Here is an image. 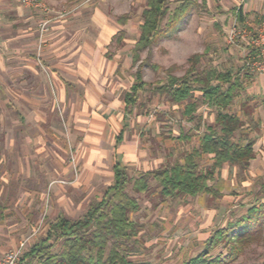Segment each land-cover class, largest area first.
Returning <instances> with one entry per match:
<instances>
[{"label": "rangeland", "instance_id": "374dc122", "mask_svg": "<svg viewBox=\"0 0 264 264\" xmlns=\"http://www.w3.org/2000/svg\"><path fill=\"white\" fill-rule=\"evenodd\" d=\"M42 1L49 7L55 3L59 8L69 9L70 5L85 0H73L70 4L61 2L62 6L57 4L61 0ZM88 2L97 7L100 20H107L106 27L98 23L97 31L105 32L108 37L113 34L110 44L106 46L105 57L117 59L122 65H130L123 73L122 97H125L127 91L130 92L136 81L135 75L141 68L143 81L156 86L158 82L167 79L168 74L184 75L190 65L189 58L196 53H205L202 59L205 65L233 70L243 80L258 78L264 88V74L248 66L257 53L249 45L247 37L232 33L234 27L239 31L252 32L260 27L264 19V0H195L196 5L190 14L172 28L166 27L167 18L162 21L164 32L149 47L139 52V59L135 64L133 48L141 33L146 0ZM181 2L182 0H169L171 10ZM239 9L242 10L243 21L237 13ZM123 15L127 16L124 23L119 21V17ZM40 44L41 37H38L34 54L39 64L42 63L40 59L48 44L47 35L43 45L41 44L39 58ZM8 57L9 54L0 61V81L3 83L0 85V256L19 247L22 240L34 233L31 241L26 243V254L32 245L44 237L45 226L53 219L50 210L53 208V212L57 211L61 200L54 198L51 192L46 193L51 186L48 183L45 187L42 183L45 175L43 172H51L56 168L54 157L64 160L65 166H71L74 172L73 176L67 174L64 177L67 183L65 181L61 184L64 186L62 191L65 194L66 218L79 219L90 205L100 201L107 187L106 183H97L99 180L96 181V188L92 187L93 176L86 177L82 182L83 188L75 187L82 181L81 150L69 136L57 141L61 147L65 144V150L53 147V144H49L50 150H41L37 145L27 142L30 141L27 136L34 142L38 138L40 141L38 134L42 131L26 117L27 103L14 95L16 88L6 84L10 77L26 75V71L18 66L22 62ZM152 65H158V68L153 69ZM41 70L43 71L42 68ZM145 88L147 90L141 93L137 104L132 107L129 119L131 127L126 130V135L132 142L138 143L141 150L147 152L146 158L149 161L159 157L164 165L174 163L185 151L198 145L194 135L196 124L183 118V104L171 102L166 96L154 93L153 87L146 85ZM252 90L254 94L260 91L253 86ZM195 95L200 96V93ZM231 109L237 110V105ZM199 113L204 115V124H213L215 113L210 107L200 105ZM59 120L65 123L64 114L60 115ZM202 127L204 130L205 127ZM180 129L191 133L195 138L181 142L173 140ZM45 140L46 143L53 142L51 135H46ZM135 168H129L130 176L138 175ZM52 176L50 174V180L54 179ZM107 177L105 174L104 179ZM72 178L76 181L74 184L70 182ZM261 181H264V156L244 171L238 166L226 164L221 174L212 181V185L220 192L218 196L202 194L162 201L158 182L155 180L150 181L149 192L136 193L129 187L130 193L139 199L141 207L132 214V219L140 225V232L130 242L132 253L129 259L138 264H183L206 250L209 257L227 255L232 247L230 241L223 240L221 244L211 248L208 239L217 229L246 214L251 202L257 198ZM44 191L47 196L42 198ZM258 200L261 201L262 197ZM262 228V240L243 247L236 240L233 241L234 246L240 247L241 251L228 264H264V218Z\"/></svg>", "mask_w": 264, "mask_h": 264}, {"label": "crops", "instance_id": "0c3cea01", "mask_svg": "<svg viewBox=\"0 0 264 264\" xmlns=\"http://www.w3.org/2000/svg\"><path fill=\"white\" fill-rule=\"evenodd\" d=\"M61 2L70 4L73 0H61L57 4L62 6ZM69 7L59 8L54 3L51 7L47 5V11L39 12L20 6L13 0H0V61L9 54L8 58L22 62L18 66L26 71L25 76L10 77L6 84L16 88L14 95L27 103L29 113L27 112L26 117L42 131L38 134L40 141L38 138L34 142L27 136L30 139L27 142L37 145L41 150H50L49 144L59 149L61 146L57 141L69 136L81 150L82 181L75 187H81L87 176H93L92 187L96 188L97 180V183L107 184L101 200L114 182L115 163H121L128 171L129 168L136 167L138 174L167 164L164 165L159 157L149 161L146 158L147 152L141 150L139 144L132 142L126 135V130L131 127L129 119L132 109L127 105L125 97H122L123 73L130 65H122L117 59L105 57L106 46L110 44L113 34L108 37L105 32L99 33L97 25L100 22L106 27L107 20L98 18L97 7L88 0ZM44 19L49 20L45 34L48 44L40 59L42 63L39 64L34 49L37 38L41 37L39 24ZM246 79L243 80L244 90L231 106L234 108L237 105V110L231 111L244 121V126L237 132V140L240 138L242 143L250 138L256 140V158L252 160V165L264 156V88L258 78ZM2 84L0 81V85ZM252 86L258 87L260 91L254 94ZM61 114H64L65 123L59 120ZM194 131L199 144L203 137V127L200 131L197 128ZM46 135H51L53 142L46 143ZM182 135H187L188 139H183ZM193 137L191 133L180 129L173 140L190 141ZM64 146L65 144L62 145V150H65ZM182 156L178 160L182 161ZM53 162L56 168L51 172H43L45 175L42 183L45 187L49 183L48 186L51 187L46 193H53V197L60 198L61 202L58 203L57 211L53 212L51 208L53 219L45 226V235L39 242L48 239L52 223L66 216L65 194L62 191L64 186L61 184L66 181L64 177L67 174L73 176L74 173L71 166H65L64 160L54 157ZM50 174L54 179L50 180ZM105 174L107 179H104ZM73 180L75 179L70 180L72 184L76 182ZM46 193L44 191L42 198L47 196ZM32 236L34 233L26 237L27 243ZM4 254L5 252L2 255Z\"/></svg>", "mask_w": 264, "mask_h": 264}, {"label": "trees", "instance_id": "16d2710c", "mask_svg": "<svg viewBox=\"0 0 264 264\" xmlns=\"http://www.w3.org/2000/svg\"><path fill=\"white\" fill-rule=\"evenodd\" d=\"M195 5V0H182L171 10L169 0H146L141 33L133 48V64L138 61L139 52L164 32L162 21L167 18L166 27L172 28L188 16ZM238 13L243 21L242 11ZM126 19V15L119 17L122 23ZM204 54L196 53L189 58L190 65L184 75L168 74L167 79L156 86L143 81L141 68L135 75L136 81L130 92L125 95L127 105L132 109L141 93L147 90V85L169 101L183 104V118L195 122L199 131L205 127L199 144L184 153L182 161L140 172L135 177L130 176L121 163H115L114 182L105 196L90 205L81 218L70 220L61 217L52 223L48 239L35 243L25 254L28 264H138L130 260L129 255L132 253L130 242L140 232V225L132 219V214L141 207L129 187L136 193L149 192L150 181L156 180L162 201L200 194L218 196L220 192L212 181L226 163L238 166L242 171L250 167L256 158V140L250 138L246 143H242L240 138L237 140V132L244 126V121L231 111V106L245 88L243 79L233 70L205 65L202 62ZM152 67L157 69L158 65ZM197 92L200 96L195 95ZM202 104L214 111L213 124H204L203 115L199 113ZM182 136L188 139L187 135ZM260 196L261 201L258 200ZM263 218L264 181H261L257 198L251 202L246 214L217 229L208 239L211 248L223 240L230 241L232 247L227 255L209 257L206 250L183 264H228L239 254L241 246L263 239ZM235 240L240 247L234 246Z\"/></svg>", "mask_w": 264, "mask_h": 264}, {"label": "built area", "instance_id": "2783aa9c", "mask_svg": "<svg viewBox=\"0 0 264 264\" xmlns=\"http://www.w3.org/2000/svg\"><path fill=\"white\" fill-rule=\"evenodd\" d=\"M20 6H23L28 9H32L39 12L47 11V5L42 0H13ZM49 20L44 19L40 22V33H41V44L43 43ZM234 35L242 34L244 37L248 38V43L253 47L254 51L257 53L256 57L248 63L253 70L258 71L264 74V19L260 24V27L252 32L251 30L239 31L236 27L232 30ZM41 44L38 47V56L40 58L42 47ZM43 45V44H42ZM27 240H22L20 246L8 251L4 255L0 256V264H28L25 258V248Z\"/></svg>", "mask_w": 264, "mask_h": 264}]
</instances>
